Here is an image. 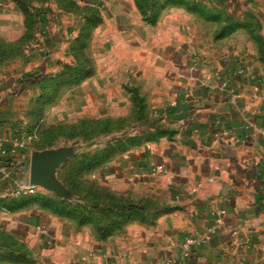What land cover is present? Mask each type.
Instances as JSON below:
<instances>
[{"label": "crops", "instance_id": "0c3cea01", "mask_svg": "<svg viewBox=\"0 0 264 264\" xmlns=\"http://www.w3.org/2000/svg\"><path fill=\"white\" fill-rule=\"evenodd\" d=\"M77 1L100 7L86 39L91 73L73 86L83 89L90 113L95 104L101 118L131 121L107 142L120 143L116 153L91 172L135 204V213L101 237L91 224L49 210H0L9 222H0L7 243L0 250H12L11 237L30 260L5 257L0 264H264V54L252 51L251 40L237 45L239 32L204 45L176 31L177 22L187 28L197 0H163L153 22L134 0ZM227 1L234 8L244 1L240 11L253 7L264 17V0ZM224 39L231 48L224 50ZM92 54L107 58L97 63ZM58 55L49 54L44 66L50 69ZM4 105L0 133L11 113ZM187 238L202 241L184 253Z\"/></svg>", "mask_w": 264, "mask_h": 264}, {"label": "rangeland", "instance_id": "374dc122", "mask_svg": "<svg viewBox=\"0 0 264 264\" xmlns=\"http://www.w3.org/2000/svg\"><path fill=\"white\" fill-rule=\"evenodd\" d=\"M11 1L14 4L12 11L9 10L8 0L0 1V7L7 9L5 14L0 15V110L4 109L5 102L11 104L9 115L11 118L7 113L5 114L6 119L3 121L7 126L5 133L0 134L6 138L5 148H10L14 140L22 141L23 147L9 156L4 157L0 154V210H3L1 200L4 202V199L19 197L33 200L24 206L26 209L48 210L39 203L40 195L49 194L41 187L35 186L33 192H16L18 185L29 179L32 151L61 146L72 149L70 156L61 163L56 173L57 178L67 188L68 196L63 197V200L68 203L67 201H73L76 195L64 183L67 179L71 184L73 181L79 183L77 185L79 190L76 191L78 193H82L84 185L87 184L101 186L96 178H93V172H82L78 169L77 162L84 155L103 153V147L107 142L117 136V130L123 125L124 127L130 125L131 121L101 118L99 114L94 113L95 110L99 112L101 106L95 104H93L95 108L91 109L92 113H90L89 107L83 102L81 94L83 89L77 85L61 84L58 88L55 86L61 78H67L69 68L85 66V61L90 63L88 55L90 52L85 51L87 44L83 41L84 37L81 36L82 39L76 40L73 36L71 38V35L79 30L82 16L88 15L93 6L81 4L77 0ZM153 1L163 2V0ZM197 1L198 10L191 11L189 8L187 12V28L177 22L174 26L176 31H186L188 36L197 35L201 41H204V45L210 40L212 42L217 40L216 36L220 33L239 32L236 38L237 45L245 47L246 40H251L252 51L264 54V24L261 22L264 17L260 15V10L257 11L252 7L247 11H240L239 5L241 4L242 7L244 1L235 8L231 1L227 0L223 3L220 0ZM187 2L194 3L195 0ZM212 3L215 4L214 7ZM239 12L243 13L245 26L237 20L238 14H241ZM220 19H224L226 23L219 25ZM238 22L240 24L236 29L230 27L232 23ZM226 39L223 40L224 50L232 46L231 41ZM49 54H61L55 57L56 59H51L53 64L50 69L44 66L50 59ZM91 56L97 63L104 62L107 58L105 54ZM37 71L42 72L43 81L26 83L25 76ZM47 80H52V85H49ZM52 93L50 100L43 105L39 104L38 98L44 99ZM9 94L12 95L10 100H8ZM108 107L111 111L119 108V105H108ZM3 158L6 160L2 161ZM3 171L8 175L6 178L2 177ZM135 192L138 194V191ZM1 221L9 223L0 217Z\"/></svg>", "mask_w": 264, "mask_h": 264}, {"label": "trees", "instance_id": "16d2710c", "mask_svg": "<svg viewBox=\"0 0 264 264\" xmlns=\"http://www.w3.org/2000/svg\"><path fill=\"white\" fill-rule=\"evenodd\" d=\"M136 6L141 12L142 16L150 20L151 22L155 21V18L158 16L159 8L163 7L161 4L153 0H134ZM90 16H82L84 19L81 29L77 37L78 40L81 36L84 37L83 41L86 43V39L89 35V29L91 26L99 22L98 10L96 8H90ZM225 33H220L219 35H224ZM82 39V38H81ZM83 43V44H84ZM82 46V44H81ZM79 55V54H76ZM70 72L66 79L61 78L58 82L55 83L56 88L61 84H76L79 83L84 77L88 76L91 73V68L88 66L87 61H85V66L79 65L77 67L69 68ZM42 72H34L25 76V82L29 84L39 83L43 81ZM49 85H52V80H47ZM55 92V90H54ZM44 95V94H43ZM53 96V93L46 96L44 99L38 98L39 104L43 105L44 102L50 100L49 98ZM39 111V109L37 110ZM32 113H30L31 115ZM109 144L107 143L103 147V153L84 155L76 165L78 169L82 172H91L96 167H98L106 159L110 158L116 153V146L120 143ZM6 160L5 158L2 161ZM1 161V160H0ZM69 181V179H67ZM64 181L67 184L68 188L73 191L76 195V198L73 201H67L65 203L63 198L57 197L52 193L47 195H40V206L43 205L49 211L56 213L58 215L64 216L66 218L72 219L79 224H91L93 229L101 237L109 235L114 230L120 228L125 222L132 219L134 216L135 204L126 200L121 195H117L115 192L108 190L105 186L97 185H84L82 193L76 192L79 190L77 188L78 182ZM72 181V180H71ZM50 195V196H48ZM47 198L48 200H46ZM38 200V198L36 199ZM30 198L19 197L14 199H4L1 200L3 209L6 210H19L24 208L25 205L32 202ZM1 248L7 243H4L3 239ZM12 250L9 253L0 250V260H3L5 257L13 262H24L29 263L30 260L27 257V251L21 250V245H18V242L9 237Z\"/></svg>", "mask_w": 264, "mask_h": 264}, {"label": "water", "instance_id": "95a60500", "mask_svg": "<svg viewBox=\"0 0 264 264\" xmlns=\"http://www.w3.org/2000/svg\"><path fill=\"white\" fill-rule=\"evenodd\" d=\"M71 150L68 146H61L32 151L28 183L62 197L68 196L67 188L57 178L56 173L61 163L70 156Z\"/></svg>", "mask_w": 264, "mask_h": 264}, {"label": "built area", "instance_id": "2783aa9c", "mask_svg": "<svg viewBox=\"0 0 264 264\" xmlns=\"http://www.w3.org/2000/svg\"><path fill=\"white\" fill-rule=\"evenodd\" d=\"M5 141H6L5 136L0 134V154L4 157L15 153L18 149L23 147L22 141L18 142L16 140H14V142H12L10 148H5L4 147ZM7 176H8L7 173L2 172L3 178H6ZM35 188L36 187L34 185H31L28 182H26V183L22 182L21 184L18 185L16 192L17 193L26 192V191L33 192L35 190ZM197 241H202V240H197L195 238H187L183 243V252L184 253L187 252L189 250L190 245L197 243ZM164 264H172V260L167 259V260H165Z\"/></svg>", "mask_w": 264, "mask_h": 264}]
</instances>
